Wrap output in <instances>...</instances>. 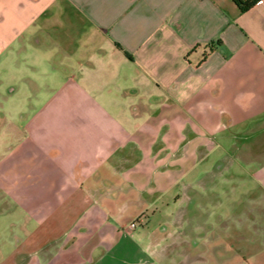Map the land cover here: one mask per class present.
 <instances>
[{"label":"crops","instance_id":"crops-1","mask_svg":"<svg viewBox=\"0 0 264 264\" xmlns=\"http://www.w3.org/2000/svg\"><path fill=\"white\" fill-rule=\"evenodd\" d=\"M259 128L264 0H0V264L163 257L167 226L125 221Z\"/></svg>","mask_w":264,"mask_h":264},{"label":"rangeland","instance_id":"rangeland-1","mask_svg":"<svg viewBox=\"0 0 264 264\" xmlns=\"http://www.w3.org/2000/svg\"><path fill=\"white\" fill-rule=\"evenodd\" d=\"M237 147L238 150L231 148L226 153L215 149L216 154L204 163L199 159L192 175L185 171L186 165L179 164L177 184L172 192L162 193L164 198L179 195L178 200L158 201L145 209L144 214L137 215L142 224L135 229L146 224L145 232L158 236L161 226H167L175 240H161L158 249L167 246L163 257L153 260L146 252L139 255L140 262L130 259V264L177 263L183 259L185 248L193 255L190 264H264V210L257 208L255 193L258 192L260 201V192L251 176L253 161H264V128L239 139ZM212 148L210 145L211 151ZM220 163L224 165L218 168ZM191 180L195 189L193 201L186 197ZM127 224L125 221L123 226ZM68 240L62 239L61 250ZM133 240L146 246L147 240L140 239L137 232ZM5 244L1 242L0 250H4Z\"/></svg>","mask_w":264,"mask_h":264},{"label":"trees","instance_id":"trees-1","mask_svg":"<svg viewBox=\"0 0 264 264\" xmlns=\"http://www.w3.org/2000/svg\"><path fill=\"white\" fill-rule=\"evenodd\" d=\"M239 12L243 13L251 9L260 0H231Z\"/></svg>","mask_w":264,"mask_h":264},{"label":"built area","instance_id":"built-area-1","mask_svg":"<svg viewBox=\"0 0 264 264\" xmlns=\"http://www.w3.org/2000/svg\"><path fill=\"white\" fill-rule=\"evenodd\" d=\"M141 222H142V219H136L135 221H132L131 223H129L128 229L130 231L133 230V229H135L137 226L140 225Z\"/></svg>","mask_w":264,"mask_h":264}]
</instances>
